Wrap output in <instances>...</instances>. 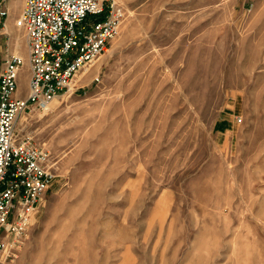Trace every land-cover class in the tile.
Masks as SVG:
<instances>
[{
    "label": "rangeland",
    "instance_id": "1",
    "mask_svg": "<svg viewBox=\"0 0 264 264\" xmlns=\"http://www.w3.org/2000/svg\"><path fill=\"white\" fill-rule=\"evenodd\" d=\"M101 1L106 50L16 121L55 178L0 264H264V0ZM23 2L0 0L19 96Z\"/></svg>",
    "mask_w": 264,
    "mask_h": 264
},
{
    "label": "built area",
    "instance_id": "2",
    "mask_svg": "<svg viewBox=\"0 0 264 264\" xmlns=\"http://www.w3.org/2000/svg\"><path fill=\"white\" fill-rule=\"evenodd\" d=\"M7 15L0 6V29ZM121 17L120 10H107L101 0L23 2L15 24L27 44L25 96L18 95L23 58H0V260L14 256L34 209L55 178L47 150L30 137L18 136L16 121L22 113L43 111L68 94L76 74L106 50Z\"/></svg>",
    "mask_w": 264,
    "mask_h": 264
},
{
    "label": "bare ground",
    "instance_id": "3",
    "mask_svg": "<svg viewBox=\"0 0 264 264\" xmlns=\"http://www.w3.org/2000/svg\"><path fill=\"white\" fill-rule=\"evenodd\" d=\"M23 7V6H22ZM15 26H16V24H15ZM17 27V26H16ZM18 28V27H17ZM14 31V30H13ZM15 32H17V31H15ZM17 38V37H16ZM15 38V39H16ZM17 48H18V45H17ZM18 50V49H17ZM18 55V54H17ZM20 56V55H19ZM54 101V100H53ZM52 103V101L48 104V106H47V108L49 107V105ZM47 108L44 110V111H46L47 110Z\"/></svg>",
    "mask_w": 264,
    "mask_h": 264
},
{
    "label": "crops",
    "instance_id": "4",
    "mask_svg": "<svg viewBox=\"0 0 264 264\" xmlns=\"http://www.w3.org/2000/svg\"><path fill=\"white\" fill-rule=\"evenodd\" d=\"M22 6H23V3H22ZM21 96H25V94L24 95L22 94Z\"/></svg>",
    "mask_w": 264,
    "mask_h": 264
}]
</instances>
